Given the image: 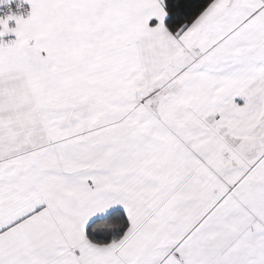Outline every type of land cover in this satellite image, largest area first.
Returning <instances> with one entry per match:
<instances>
[{
	"label": "snow or ice",
	"instance_id": "obj_1",
	"mask_svg": "<svg viewBox=\"0 0 264 264\" xmlns=\"http://www.w3.org/2000/svg\"><path fill=\"white\" fill-rule=\"evenodd\" d=\"M0 264H264V0H0Z\"/></svg>",
	"mask_w": 264,
	"mask_h": 264
}]
</instances>
